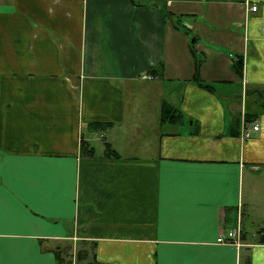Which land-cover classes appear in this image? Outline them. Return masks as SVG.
I'll list each match as a JSON object with an SVG mask.
<instances>
[{"label": "crops", "instance_id": "1", "mask_svg": "<svg viewBox=\"0 0 264 264\" xmlns=\"http://www.w3.org/2000/svg\"><path fill=\"white\" fill-rule=\"evenodd\" d=\"M63 246L264 264V0H0V264Z\"/></svg>", "mask_w": 264, "mask_h": 264}, {"label": "trees", "instance_id": "2", "mask_svg": "<svg viewBox=\"0 0 264 264\" xmlns=\"http://www.w3.org/2000/svg\"><path fill=\"white\" fill-rule=\"evenodd\" d=\"M235 70L241 74V68H242V58L240 57H237L236 58V61H235ZM179 118V114H177V112L173 111V109L171 107H169L168 105H164L163 108H162V111H161V120L162 121H166V120H169V121H176L177 119ZM80 255L81 256H77V263L75 261L74 264H81V260L82 258L85 256V255H82L81 252L79 251ZM64 262L65 263V258L60 255V253L58 254V263L61 264V262ZM66 263H70V261H66ZM85 264H103V263H98L97 261H90L88 263H85Z\"/></svg>", "mask_w": 264, "mask_h": 264}, {"label": "built area", "instance_id": "3", "mask_svg": "<svg viewBox=\"0 0 264 264\" xmlns=\"http://www.w3.org/2000/svg\"><path fill=\"white\" fill-rule=\"evenodd\" d=\"M256 8H257V5H256V4H253V5H251V7H250V9H252V10H256ZM144 76H145V77H146V76H147V77H150L149 74H146V75H144ZM252 129H253V130H257V129H258V124H257V123L253 124V125H252ZM244 135H245V137H249V136H250V130L245 131ZM241 232H242V228H241V226L238 224L236 228H234V229H229V230L226 232V234H223V235L219 236V237L217 238V241H220V242H221V241H226V242H229V243L234 242V243L238 244V243H240V234H241ZM262 233H263V232H262Z\"/></svg>", "mask_w": 264, "mask_h": 264}, {"label": "rangeland", "instance_id": "4", "mask_svg": "<svg viewBox=\"0 0 264 264\" xmlns=\"http://www.w3.org/2000/svg\"><path fill=\"white\" fill-rule=\"evenodd\" d=\"M66 247V249L64 250L62 256L65 258L66 261H76L77 262V256H81L79 253L74 254V249L72 246H63ZM76 259V260H75ZM79 261V260H78Z\"/></svg>", "mask_w": 264, "mask_h": 264}]
</instances>
